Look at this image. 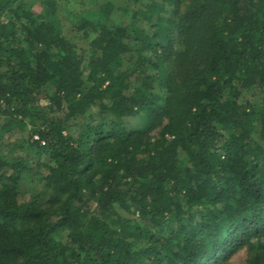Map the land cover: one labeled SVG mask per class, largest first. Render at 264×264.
I'll use <instances>...</instances> for the list:
<instances>
[{"label":"trees","instance_id":"1","mask_svg":"<svg viewBox=\"0 0 264 264\" xmlns=\"http://www.w3.org/2000/svg\"><path fill=\"white\" fill-rule=\"evenodd\" d=\"M0 0V264H264V0Z\"/></svg>","mask_w":264,"mask_h":264},{"label":"rangeland","instance_id":"2","mask_svg":"<svg viewBox=\"0 0 264 264\" xmlns=\"http://www.w3.org/2000/svg\"><path fill=\"white\" fill-rule=\"evenodd\" d=\"M25 1L31 3V5H33V10L37 12L44 8L41 0ZM55 3L56 7L58 8V15L60 16L63 33L67 36H70L71 39L73 38V40H75L80 47H85V42L79 39V35L70 31L71 24L68 17H70V14L73 10L80 11L81 9H85L87 6H89V0H55ZM246 256L247 253L244 248L236 250L231 254L227 264H245Z\"/></svg>","mask_w":264,"mask_h":264}]
</instances>
